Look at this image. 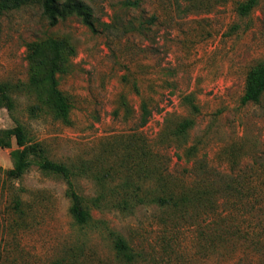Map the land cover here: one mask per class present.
Instances as JSON below:
<instances>
[{"label":"rangeland","instance_id":"1","mask_svg":"<svg viewBox=\"0 0 264 264\" xmlns=\"http://www.w3.org/2000/svg\"><path fill=\"white\" fill-rule=\"evenodd\" d=\"M84 1L93 31L75 15L49 25L38 4L0 10V82L14 101L11 111L0 107V128L19 121L53 160L100 156L108 165L137 132L159 151L167 186L205 187L215 202L177 220L156 205L93 208V223L77 226L65 181L35 164L8 178L10 148L0 147V264H118L105 226L139 253L135 264H264V94L240 103L248 69L264 60V0L247 16L235 10L242 0ZM46 36L73 47L57 74L68 122L37 109L25 89L26 43ZM142 99L151 115L138 126ZM187 116L195 122L186 142L166 133ZM77 190L96 193L89 178Z\"/></svg>","mask_w":264,"mask_h":264},{"label":"trees","instance_id":"2","mask_svg":"<svg viewBox=\"0 0 264 264\" xmlns=\"http://www.w3.org/2000/svg\"><path fill=\"white\" fill-rule=\"evenodd\" d=\"M260 0H242L235 10L240 16H247ZM130 3V2H129ZM38 4L49 25L71 15L77 16L92 31L94 29L90 6L84 0H0V10L20 8ZM73 51L66 38L46 36L26 43V58L29 65L28 83L25 89L33 93L38 103L37 109L47 108L56 118L69 121L71 104L68 96L59 88L57 74L66 70V59L62 53ZM11 86L0 82V107L11 111L14 101ZM264 94V60L250 67L245 76L242 105L257 103ZM126 105V102H122ZM191 112L196 113V104L191 103ZM35 109V107H34ZM151 110L145 99L140 102L137 125L143 126ZM194 116L177 121L168 132L171 137L187 141L188 130L193 126ZM166 135V134H165ZM121 157L116 163L106 164L103 157L80 158L69 162L49 158L41 142L34 141L19 121L7 128H0V147L10 148L12 166L6 169L8 178L18 179L35 164L45 174L62 178L66 183L65 193L69 198L68 212L77 226L93 223L91 209H115L130 213L138 205H156L168 209L171 220H177L187 213L188 207L204 209L214 204L213 191L205 187H192L188 191L177 190L162 180V171L154 145L134 132L123 139ZM15 145L14 147H12ZM236 147V146H235ZM229 148L230 154L238 149ZM184 154L191 158L192 146L185 148ZM234 155V154H233ZM135 163H129L130 157ZM89 178L96 187L94 195H83L77 190V181ZM112 243L114 257L118 264H135L139 253L119 232L106 227Z\"/></svg>","mask_w":264,"mask_h":264}]
</instances>
